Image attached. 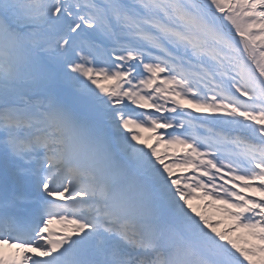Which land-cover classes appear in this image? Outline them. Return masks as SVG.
<instances>
[{"label": "snow or ice", "instance_id": "obj_1", "mask_svg": "<svg viewBox=\"0 0 264 264\" xmlns=\"http://www.w3.org/2000/svg\"><path fill=\"white\" fill-rule=\"evenodd\" d=\"M0 264H264V0H0Z\"/></svg>", "mask_w": 264, "mask_h": 264}]
</instances>
